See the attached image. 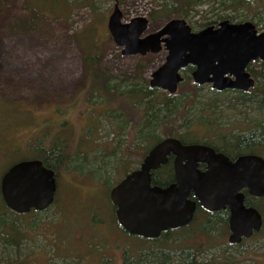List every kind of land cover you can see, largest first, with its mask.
<instances>
[{
    "label": "rangeland",
    "instance_id": "rangeland-1",
    "mask_svg": "<svg viewBox=\"0 0 264 264\" xmlns=\"http://www.w3.org/2000/svg\"><path fill=\"white\" fill-rule=\"evenodd\" d=\"M24 1L8 2L7 14L0 20V182L7 166L25 158L23 157L25 153L19 150L25 149L23 147L29 140L32 143L43 142L45 146L48 145L50 137L47 132L51 130L57 132L59 128L54 127L59 122H65V127L68 123L72 128L69 131L71 143L85 141L87 128L90 126L86 110L90 108L92 100L98 102L100 98L93 96L90 97V103H88L90 100L87 101L89 99L87 95L90 94L86 90L84 58L77 37L79 32L87 28L86 32L82 31L85 44L89 38L99 39L105 51L102 65L113 75L131 74L141 58H144L147 64L143 77L149 81L153 72L165 60L163 51L156 54L148 53L145 57L123 54L124 48L115 44L108 30V20L118 2L116 0L102 1L97 10L99 19H96V14L89 5L82 3L72 6L68 19L65 17L69 14L67 10L63 15L65 18L55 16L58 10L56 0H52V5L46 6L45 13L48 17L37 15L36 9H26ZM176 1L183 2L168 0L170 3ZM27 2L32 7L39 0ZM195 2L197 5L187 21L191 26L195 25L196 30L204 28L202 24L208 20H215L217 14L224 18L236 15L239 19H253L259 23L258 29L264 30V0L246 2V5L241 6L237 12L222 8L223 2L233 4L237 0ZM41 3L46 4L44 0H41ZM164 3L165 0H123L119 4L126 21L146 16L150 21L149 32H155L170 19L183 18L173 12L168 15L164 12L158 14L163 10ZM33 16L36 17L33 25L18 24V20L25 22L27 19L31 20ZM84 39L82 38V41ZM187 85L183 90H191L192 87ZM200 93L203 100L214 95L208 85H204ZM235 96L220 105V110L226 109L227 106L233 109L228 117L218 120L225 133L240 126L244 127V124L248 125L251 117L256 120L258 118V112L247 105L239 104ZM64 106L65 111H68L61 115L57 108ZM167 129L168 126L165 125L163 130ZM195 129L199 134L204 131L201 126ZM105 137L111 140L113 136L109 133ZM126 139L128 140V137ZM16 148L19 150L16 151ZM89 195L64 194L52 208L21 214L19 221L22 222L27 237L24 238L17 253L12 247L3 245L0 240V264H100L99 259L102 255L112 258L113 263L117 264L120 252L125 248L123 242L117 243L116 247L119 250H115L110 244H103V237L115 236L106 227L103 229L104 222L93 221L88 214L90 211L100 210L108 213L107 198L105 194H99L88 204ZM100 203L102 206L105 205L102 209ZM14 216L8 215L10 219ZM90 223L98 226L97 229H93ZM217 230L210 233L197 232L203 237L212 235L214 238L211 243L208 242L209 245L204 243L206 245H203L205 249L200 259H211L227 253L226 256L238 257L240 264H264V234L241 246L226 249L227 237L224 239ZM143 244L142 240H135L138 252L150 246ZM127 248L131 254L134 253V247V250L129 246ZM225 249L227 251H224ZM179 253H175L178 254L177 257L180 256ZM10 260H15V263H10Z\"/></svg>",
    "mask_w": 264,
    "mask_h": 264
},
{
    "label": "water",
    "instance_id": "water-1",
    "mask_svg": "<svg viewBox=\"0 0 264 264\" xmlns=\"http://www.w3.org/2000/svg\"><path fill=\"white\" fill-rule=\"evenodd\" d=\"M149 22L146 16L126 21L117 2L108 20V30L115 44L124 48L125 55L167 51L164 63L151 76L152 87L177 93L184 80L181 70L190 65L196 68L192 73L195 84L210 83L218 91H249L255 86L256 80L247 68L254 61H264V30H258L253 22L224 20L217 28L209 26L198 32L192 31L184 18L170 19L155 32H149ZM171 153L178 160L194 155L196 160L209 164L208 171L182 172L178 167L179 186L151 187V169L165 164ZM56 187L54 171L40 159L13 164L0 183L3 201L19 214L49 208ZM242 187H248L254 196H264V157L248 154L232 163L211 148L184 146L179 139L170 137L150 151L142 168L114 189L112 198L119 206L118 219L125 229L143 237H158L163 231L188 225L196 208V202L188 199L189 194L168 193L194 189L206 210L230 207L229 242L238 244L263 226L262 213L247 207L243 194H236ZM129 191L137 194H119Z\"/></svg>",
    "mask_w": 264,
    "mask_h": 264
},
{
    "label": "trees",
    "instance_id": "trees-1",
    "mask_svg": "<svg viewBox=\"0 0 264 264\" xmlns=\"http://www.w3.org/2000/svg\"><path fill=\"white\" fill-rule=\"evenodd\" d=\"M10 1L14 0H0V20L4 14H7L6 4ZM44 1L46 2L45 5L41 3V0H39L38 3H35L31 7V5H28L27 0H25L24 7L31 10L36 9L37 15L48 17L47 13H45L46 6L52 5L53 1ZM48 1L50 3H48ZM56 1L57 2L55 3V5L56 7H58V10L55 14L56 17H66L69 19L72 6L76 5L77 3H82L89 5L93 9L94 14H96V19L100 18L99 15L97 17V10H99L100 4L103 0ZM116 1L121 3L123 0ZM222 4L224 6H222L223 9L228 8L232 9L233 11L236 10L235 5L233 4H228L226 2H223ZM163 5V10L159 13H156L161 14L162 12H164L168 15L170 12H173L186 19L190 17V14L194 10L197 3L195 2V0H183V2L176 1L172 3L168 2V0H165V3ZM59 6H61L60 10ZM66 10L69 11V14L63 17ZM217 16L219 17V19L214 20L216 22L223 18L219 14H217ZM226 17L230 16L228 15ZM30 19L31 20H25V22H23L22 20H18V24L21 26L27 24L33 25L36 17L33 16ZM207 24L208 22H205L202 25L206 26ZM258 24L259 23H257V25ZM86 29L82 31L86 32ZM82 31L77 34V37L84 58L87 79V93L90 94L91 97H103L108 103L111 102L112 99H118L119 106L111 107V109H109V111L104 114L105 119L109 123V132L114 133L112 140H114L117 135V128L122 129L121 132H123L128 126H130V123L133 126V122L135 127L134 135L138 143H144L145 145L155 144L164 137L168 136H178L182 139L185 138V136H188L187 133H189L192 125L195 124L194 122L196 118V122L198 120L201 121V127L211 126L213 128L214 125L210 124V116L207 114H211L215 117V119L220 120L221 118L228 117L230 111H233L230 106H227L224 110H220V105L225 102V100H223L224 98H216L217 100L206 98L203 100L200 93L203 86L193 85L191 83V78H187L180 85L179 92L176 94H171L167 91L150 87L148 81L143 77V71L145 65L147 64L144 58H141L139 63L136 65L134 72H132L131 74H111L108 69L102 65L103 56L105 54L103 45H101L102 43H99V39L97 40L89 38V43L87 42V44H85V39L84 37H82ZM82 38L84 39V41H82ZM248 70L253 73V76L256 78V83L258 84L249 91H239L238 93H236L235 99L238 101V103L240 102L239 104L243 106L247 105L252 108L253 111L258 112V118L257 120L252 117L249 118L251 119V121L248 119L250 121L248 123V126L252 125V127H250L247 132L241 135L231 134L230 138L232 139L233 144L238 145L239 149L246 148V150H249L250 152L255 151L264 156V61L257 60L252 62L248 66ZM190 71L191 70L187 72L189 73ZM187 84L192 87L191 90H183L184 86H188ZM224 96L225 94L221 95V97ZM121 104H126L136 108L137 113L134 121H132L133 119L130 115L123 113L124 108L120 106ZM165 125L168 126L167 131L163 130ZM216 126L218 125H215V127ZM95 130L99 131V126L95 127ZM36 144L41 145L43 144V142L32 143L29 140V143H27L25 147H23L25 149L19 150V148H16V151L19 150L20 152H24V159L39 158L44 161V156L41 153H44L45 147L40 146L38 149L35 148ZM39 151L41 153H38ZM48 154H50L48 155V160H50V163L52 164H55L56 161H60V159L62 158V156L60 155V150L55 152L50 151L48 152ZM14 163H11V165L7 166L5 172ZM0 200L2 203V206L0 207V240L3 245L12 247L17 253L20 250V246L22 245L24 238L27 237V233L24 230L23 224L19 221L21 214L15 213L7 207V205L3 201L1 193ZM259 210L264 213V204L259 206ZM31 212L36 211L32 210ZM8 215L15 216L10 219ZM218 223L223 222L221 220H218ZM196 229H198L197 226L193 230L183 229L182 231H184V233L186 234L180 237H176V235H178L179 232L182 231H170L169 233L165 234L160 240L154 241L153 245H150L149 248L145 247V250L141 249L137 253L138 258L136 259V264L241 263L238 257L232 255L226 256L227 253L225 255L223 254L215 256V258L211 259H200L203 254L202 252L205 249V246L203 245L206 244H201L198 241L192 240L196 239V236H194V233H196V231L194 230ZM257 233L258 236L263 235L264 226L263 230ZM232 247V245L228 244L226 246V249ZM226 249L224 251H227ZM177 252H180L179 257H177L178 254H175ZM10 263H15V260H10Z\"/></svg>",
    "mask_w": 264,
    "mask_h": 264
},
{
    "label": "flooded vegetation",
    "instance_id": "flooded-vegetation-1",
    "mask_svg": "<svg viewBox=\"0 0 264 264\" xmlns=\"http://www.w3.org/2000/svg\"><path fill=\"white\" fill-rule=\"evenodd\" d=\"M249 1H253V0H237V2H234L233 5H235L236 7L235 11L237 12L241 8V6L246 5V2ZM188 18H186V21ZM232 18L231 16L227 18L223 17L218 22L214 20H208L207 21L208 24L204 28L209 26H214L215 28H217L219 27L220 22L224 20H229L231 23H244L247 21H251L256 25L257 28H259V26L253 19H249V18L239 19V17L236 15H234V17L232 16ZM218 19L219 17H217L215 20ZM191 28L192 31L194 32H198L203 29L202 28L200 30H196L195 25L191 26ZM163 52L165 53V59H166L167 51H163ZM195 69L196 68L194 66L190 65L181 70L184 80L179 84V88L180 85L187 78L188 79L191 78L193 85L210 86L211 91L214 92V95L212 97L210 96L209 98L213 100H215L216 98L219 99L224 98L223 100L225 101L229 100L228 98L235 96L236 93L241 91L238 89H227L223 91H218L210 83L203 85L195 84L193 82V76H192V73ZM189 70L191 71L188 73L187 71ZM250 73L251 76L254 77L253 73L252 72ZM150 79L148 83L150 87H152L150 84ZM152 88H156V87H152ZM179 88H178V92H179ZM222 94H225V96L221 97ZM81 95L82 93L80 94V101L82 99ZM88 96L89 99L87 98L88 99L87 101L90 100L91 95H87V97ZM94 98H100V101L94 102L92 100L91 102L90 100L88 102V103L91 102L90 108L89 109L87 108L86 110V113L88 115L87 119L88 121H90L89 124L90 126L87 128L88 129L87 135L86 138H84L85 141H78L74 144L71 143L72 138L70 136L69 131L72 128L68 125V123L67 126L65 127L64 125L66 123L62 121L59 122V124L57 123V125L54 127V128H59L57 132H52L53 130L47 132L48 136L50 137V142L48 143V145L45 146L44 144L41 145L36 144L35 146V148L38 149L40 146L45 147L44 153H41L40 151L38 152L44 156V161L42 159L40 160H42L44 166L54 171V175L56 178L57 187L55 192V199L49 208L56 206L57 203L62 199L64 194H90L88 197L89 199L88 204L90 200L91 201L95 200L99 196V194H105L104 196L107 198V202H108V205L106 206L108 213L106 210H105L106 212L100 210V211H90L88 214L93 221L104 222L103 229L106 227L111 232V234H114L115 238H111L110 235H108V238L103 237L102 239L104 240V242H102L103 244L105 245L110 244L116 250L118 249L116 247L117 243L123 242L125 248L122 251L120 250L121 252L117 264H126V263L136 264V259L138 258V255L136 254L138 250L135 245L136 239L142 240L144 242L143 245L145 246L148 245L152 246L154 241L160 240L161 238H163L165 234L169 233L170 231L178 232V231H182L183 229L193 230L196 226L198 228L194 230L196 231V233H194L196 239H192V240L198 241L201 244L207 243L209 245L208 242L210 241L211 243L214 240V238L212 237V235L203 237L201 234H198L197 232L201 231V232L210 233L211 231L216 229L220 231V233L222 234L221 236H223L224 239L227 237V243L229 245H232L233 247L241 246L244 243L250 240L252 241L253 239L258 237V233H254L249 238H243V240L238 244L230 243L229 242V237L231 235L230 207L227 206L219 210L208 211L201 206L199 198L196 195L197 192L194 189H186L184 191L168 193V194H189L188 199L196 202V208L194 211L193 219L188 225L182 226L178 229H168L166 231H163L158 237H143L141 235L132 234L127 229H125L120 224L118 219L119 206L113 201L112 198L113 191L114 189L118 188L125 181V179H127L129 176L131 177L135 172H137L142 168L145 158L149 155L150 151L162 140L172 137L179 139L184 146L200 145L207 148H211L215 151L216 154L224 155L232 163L236 162L241 156L248 154H257L262 157L264 156L255 151L250 152L249 150H246V148L239 149L237 144L232 143V139L230 138L231 137L230 135L231 134L241 135L247 132L250 129L248 125L244 124L243 125L244 127L240 126L239 128H235L233 131L225 133L224 129L222 128L223 126H221V124L218 122V119H215V117L212 116L211 114H207V115L210 116V120H211L210 124L214 125L213 128L211 126L210 127L202 126L201 129L204 131L203 132L201 131V133L199 134L198 132H196L195 127L201 126V121L198 120L196 122L197 120L196 118L194 122L195 123L194 127H192L189 130V133H187L188 136H185V138L182 139L178 136H168V137H164L155 144L145 145L144 143H138L135 139V135H134L135 127L133 123H132L133 126L130 123V126H128L123 132H121L122 129L117 128L116 130L117 135L114 138V140L105 139L106 135H109L110 133L113 136L114 133L109 132V123L105 119L104 114L108 112L109 109H111V107L119 106L118 99L117 100L112 99L111 102L108 103L103 97L95 96ZM113 100H115L117 103ZM120 106L124 108L123 113L130 115L131 118L133 119L132 121H134V118L136 117V113H137L136 108L126 104H121ZM57 109H58L57 112H59L61 115L65 114L68 111V110L65 111L66 109L65 106L64 108L59 107ZM231 112L233 111H230V113ZM215 125L218 126L215 127ZM98 126L100 128L99 131L95 130V127ZM127 137L128 140L126 139ZM59 150H60V155L62 156L60 161L59 160L56 161L55 164L50 163V160H48L49 158L48 155L50 154H48V152L50 151L55 152ZM190 156L192 158L188 157L187 159L178 160L177 155L171 153L168 156L167 162L165 164L159 166L156 169H151L150 171L151 187L158 186L161 188H168L174 184H177V186H179L178 178H177L178 167L182 172H190L193 169H194L193 172H198V173H205L208 171L209 164L207 162H204L202 160H196V158H193L194 155H190ZM119 194H137V192L129 191V192H121ZM236 194H243L244 203L247 207H255L259 210V206L264 204V196L259 197L252 195L248 187H242ZM100 205L102 206L101 203ZM104 206L105 205H103L101 209ZM259 211L262 213L263 226H264V213L261 210ZM36 212H41V211H36ZM100 215L102 217H99ZM218 220H221L223 223H218ZM90 226L93 229L95 228L97 229L98 227L91 223ZM263 226L261 230H263ZM217 227H221L222 230L221 228H217ZM185 234L186 233H184V231L179 232L180 236H184ZM127 246L131 247L132 249L133 247L135 248L133 254L130 253V251L128 250L129 248H127ZM106 257L107 256L104 255L100 257L99 259L100 264H114L112 258L110 257L106 258Z\"/></svg>",
    "mask_w": 264,
    "mask_h": 264
}]
</instances>
